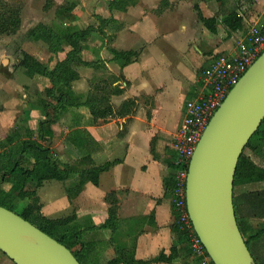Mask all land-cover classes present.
Instances as JSON below:
<instances>
[{
  "label": "crops",
  "instance_id": "1",
  "mask_svg": "<svg viewBox=\"0 0 264 264\" xmlns=\"http://www.w3.org/2000/svg\"><path fill=\"white\" fill-rule=\"evenodd\" d=\"M194 5L207 18L222 10L214 0H129L111 10V48L122 56L111 51L98 68L106 65L121 91L111 96L112 117L94 124L83 117L82 126L99 145L91 155L94 163L112 165L97 184L87 181L76 194L63 187L60 198L43 202V187L38 190L44 216H70L80 225L81 245H89L94 256L90 264H213L193 254L172 229L171 144L185 102L204 92L203 69L216 55L234 52L249 27L264 26V0H227L223 10H235L243 19L242 27L230 33L222 24L210 32ZM38 112L31 110L27 118L24 109L31 129ZM114 205L116 216L108 223ZM0 264L9 263L0 259Z\"/></svg>",
  "mask_w": 264,
  "mask_h": 264
},
{
  "label": "trees",
  "instance_id": "2",
  "mask_svg": "<svg viewBox=\"0 0 264 264\" xmlns=\"http://www.w3.org/2000/svg\"><path fill=\"white\" fill-rule=\"evenodd\" d=\"M128 1L113 0L109 8L112 10L119 6L125 7ZM201 1L207 2L213 0ZM214 1L219 4L222 10L209 18L202 15L198 5H194L199 20H201L204 26L214 34L217 32L218 24L224 25L228 33L240 29L243 22L242 17L235 10H223L227 0ZM56 14L60 17H68L67 11H63L62 8L57 9ZM67 20L72 21L74 18L70 17ZM20 24L21 18L19 10L11 7L5 1L0 0V35L16 32ZM90 30L78 29V27H73L72 25L66 26L64 29L58 28L57 30L56 26L53 27L44 23L39 24L36 31H41L42 34L35 31L34 33H37L35 37H43L54 54L63 48L64 43L70 45L72 49L66 53L64 59L55 63L52 68L46 67L30 54H24L21 64L27 69V74L44 76L50 84L44 89V97L40 106L26 102L28 107L26 106L24 108L27 113V118H29V112L31 110L39 111L40 118L37 121L36 127L27 131L28 135L25 138L17 134L12 139H8L10 141L9 146L0 151V205L18 213L56 239L59 243L66 246L80 264H90L91 261H94V256L90 253V246L85 245L84 247L81 245L82 229L80 225L72 221L73 223L67 228L68 220L71 218L73 220V217H69V219H51L44 216L40 211L41 205L38 195L35 189L28 186V183L35 182L38 186L45 180L54 179L65 181L77 175L78 185H71L70 187L68 185L66 187L69 194H76L80 187L87 181L97 184L100 173L112 165L109 162L102 165H96L94 163L91 155L99 149V145L89 131L82 126V118L84 117L82 113H73L74 128L67 135V141L71 146L79 150L83 149L85 152V155L80 160L83 166L78 171L56 160L53 157L50 145L46 143L53 137V131L46 128V125L54 121V113L59 112L66 105L76 104L77 98L70 90V79L75 75V71L71 65L75 62H82L79 57L80 42L87 39ZM111 51L116 55L122 56V53L119 54L112 49ZM123 55L126 56V62H129V54L125 52ZM97 62L98 65L100 62ZM85 65L92 66L93 63L85 61ZM93 91L95 94L84 103V106L88 108L91 114L89 123H104L114 115L111 96L120 93L121 90L117 85H113L112 80L103 78L101 81L94 83ZM33 132H35L34 136H32ZM263 143L264 119L249 139L238 160L234 175V190L238 185L264 181V168L258 166L251 160L249 155L245 154V149H249L255 153ZM173 176L174 173L172 172L167 183V194L170 197L173 188ZM3 184L8 185V188L3 187ZM16 199L28 200V203L21 211L15 210L14 202ZM117 209V205L111 206V209H109L110 220L108 223L114 220ZM234 209L239 229L254 263L262 264L253 243L262 237L264 229L253 230L248 219L250 217L264 218V189L239 195H235L234 192ZM172 215L174 220L176 218V212L173 206ZM172 229L188 245L187 237L177 228L175 223H173ZM131 264L146 263L132 260Z\"/></svg>",
  "mask_w": 264,
  "mask_h": 264
},
{
  "label": "rangeland",
  "instance_id": "3",
  "mask_svg": "<svg viewBox=\"0 0 264 264\" xmlns=\"http://www.w3.org/2000/svg\"><path fill=\"white\" fill-rule=\"evenodd\" d=\"M3 1L19 10L21 24L16 32L0 35V151L9 146L10 141L8 139H12L17 134L21 137L28 135L27 131L32 128L29 122L33 121L31 118L30 121L25 118L26 102L40 106L44 97V89L50 84L44 76L27 74V69L21 64L24 54L28 53L46 67L52 68L55 63L64 59L66 53L72 49L70 45L64 43L63 48L54 54L43 37H39L40 35L39 38L35 37L37 33L42 34L41 31H36L39 24L56 26L57 30L58 28L64 29L69 25L82 30L91 29L87 39L80 42L79 57L82 62H75L71 65L75 75L70 79V90L77 98L76 104L66 105L65 108L54 113V121L46 125V128L54 129L55 132L52 139L46 138L49 141L46 143L50 145L53 157L62 164H67L78 171L83 166L82 161H80L81 152L68 143L67 135L74 128V112L82 113L85 122L91 120V114L84 103L95 94L93 91L94 83L103 79L101 74H107L108 76L105 78L111 80L110 72L106 73L108 67L105 65V68L99 67V69L100 63L97 65V61L101 62L102 59H107L111 53L113 26L109 6L113 0ZM232 5L228 2V7ZM60 8L67 11L68 19L73 17L74 20L68 21L63 16H57V9ZM35 31L37 33H34ZM67 34L69 33L67 32ZM85 61L92 62L93 65H85ZM38 117H40L39 112ZM33 118L37 117L34 115ZM34 133L32 136L35 135ZM245 154L249 155L258 166L264 168V143L259 146L255 153L245 149ZM76 176L65 181L56 180L57 182L54 184H51L54 179L45 180L38 186L35 182H29L28 186L35 189L36 193L43 187L40 189L43 202H47L48 199L54 201V199L62 196L65 187L78 185ZM44 183L46 184L44 185ZM3 187L8 188V185L3 184ZM262 189H264V181L238 185L234 192L235 195H239ZM37 195L40 203V196ZM14 203L15 210L21 211L28 200L16 199ZM59 215L54 214L51 218L55 219L54 216H56L57 219H69L70 217ZM71 219L67 222V228L73 223ZM248 221L253 230L264 229V218L250 217ZM253 246L260 262L264 264V234L253 243ZM0 259H4L9 264H14L1 252ZM251 263L255 264L253 261Z\"/></svg>",
  "mask_w": 264,
  "mask_h": 264
},
{
  "label": "water",
  "instance_id": "4",
  "mask_svg": "<svg viewBox=\"0 0 264 264\" xmlns=\"http://www.w3.org/2000/svg\"><path fill=\"white\" fill-rule=\"evenodd\" d=\"M263 119L264 50L227 93L189 161L186 208L213 264H252L253 258L236 220L234 175L244 147ZM24 235L47 244L50 249L47 253L38 251ZM59 249L71 264H80L66 246L0 205V251L14 264H62Z\"/></svg>",
  "mask_w": 264,
  "mask_h": 264
},
{
  "label": "built area",
  "instance_id": "5",
  "mask_svg": "<svg viewBox=\"0 0 264 264\" xmlns=\"http://www.w3.org/2000/svg\"><path fill=\"white\" fill-rule=\"evenodd\" d=\"M264 50V26L252 25L234 52L216 55L201 74L204 92L185 102L184 116L172 141L174 176L171 203L176 218L174 223L188 240L193 254L208 255L196 235L186 208V177L189 161L208 122L240 80L249 66Z\"/></svg>",
  "mask_w": 264,
  "mask_h": 264
},
{
  "label": "bare ground",
  "instance_id": "6",
  "mask_svg": "<svg viewBox=\"0 0 264 264\" xmlns=\"http://www.w3.org/2000/svg\"><path fill=\"white\" fill-rule=\"evenodd\" d=\"M35 249H37L38 251L42 252V253H47L48 250L50 249V247L47 244H43V243H38L36 241H34L32 238L24 235L23 236ZM58 255L60 257V261L62 264H71V262L69 261V257L67 255H65V253L63 252L62 249L58 250ZM244 257L247 259V261L249 262V257L246 253L243 254Z\"/></svg>",
  "mask_w": 264,
  "mask_h": 264
}]
</instances>
